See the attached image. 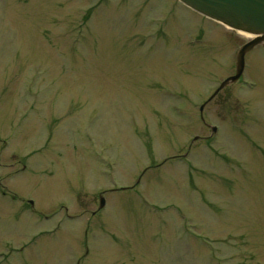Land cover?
<instances>
[{"label": "rangeland", "instance_id": "374dc122", "mask_svg": "<svg viewBox=\"0 0 264 264\" xmlns=\"http://www.w3.org/2000/svg\"><path fill=\"white\" fill-rule=\"evenodd\" d=\"M248 40L175 0H0V264H264V44L199 112Z\"/></svg>", "mask_w": 264, "mask_h": 264}, {"label": "water", "instance_id": "95a60500", "mask_svg": "<svg viewBox=\"0 0 264 264\" xmlns=\"http://www.w3.org/2000/svg\"><path fill=\"white\" fill-rule=\"evenodd\" d=\"M194 12L213 20L233 31L252 36L253 38L238 51L236 72L225 80L210 100L226 85L235 83L243 74L244 57L258 45L264 44V0H177ZM209 100V101H210ZM204 106L200 108L203 111ZM215 132V129L212 128ZM105 202L99 199V209Z\"/></svg>", "mask_w": 264, "mask_h": 264}, {"label": "flooded vegetation", "instance_id": "af4514ba", "mask_svg": "<svg viewBox=\"0 0 264 264\" xmlns=\"http://www.w3.org/2000/svg\"><path fill=\"white\" fill-rule=\"evenodd\" d=\"M166 5V4H165ZM176 16H177V12H176V7H175V3L174 4H172V5H169V6H166V7H160V8H157V10H156V13L152 16V17H150L149 19V23H151V21H152V23H155V27H156V31L154 32V34H151V37H153V39H155L154 41H155V45L157 46V45H160V44H162L163 42H165V41H168V39L165 37L164 39L163 38H161L160 36H161V34L162 33H165L166 35H167V32L165 31L166 30V27L167 26H169V25H172L174 22H172V21H175V20H177L176 19ZM191 27L193 28V33L190 35V37H189V40H188V42H187V47H190V46H188V44L189 45H193L194 43H198V42H201V41H203V39L205 38H207V36H208V34L210 33L209 31L208 32H206L205 33V29H204V25H203V22H198L197 20L196 21H193L192 23H191ZM212 37H214V39H215V36H212ZM218 43L219 44H221L222 45V43H221V40H218ZM245 44V43H244ZM243 44V45H244ZM242 46V45H241ZM256 49V48H255ZM255 49H253L252 51H250L249 53H247L246 55H245V68H246V58H247V56L249 55V54H251ZM234 74H235V66H234ZM233 74V75H234ZM232 75V76H233ZM243 77V76H242ZM242 77L236 82V83H238V82H240L241 80H242ZM236 83H233V85L234 84H236ZM230 85H232V84H229V85H226L217 95H216V97H214V99L213 100H211L210 102H208L207 104H205V107L206 106H208V105H210V104H213V102L216 100V98L222 93V92H224V90H226V88L228 87V86H230ZM217 89V88H216ZM215 89V90H216ZM214 90V91H215ZM214 93V92H213ZM212 93V94H213ZM211 94V95H212ZM210 95V96H211ZM209 99V98H208ZM207 99V100H208ZM206 100V101H207ZM206 101H204V103L206 102ZM203 103V104H204ZM202 104V105H203ZM201 106V105H200ZM205 107H204V109H205Z\"/></svg>", "mask_w": 264, "mask_h": 264}, {"label": "bare ground", "instance_id": "6f19581e", "mask_svg": "<svg viewBox=\"0 0 264 264\" xmlns=\"http://www.w3.org/2000/svg\"><path fill=\"white\" fill-rule=\"evenodd\" d=\"M248 38H253L252 36H248Z\"/></svg>", "mask_w": 264, "mask_h": 264}]
</instances>
